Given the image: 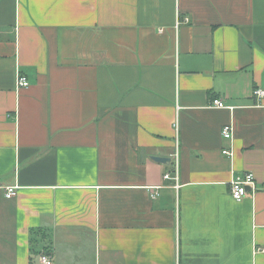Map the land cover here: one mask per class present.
Returning <instances> with one entry per match:
<instances>
[{
    "label": "crops",
    "instance_id": "0c3cea01",
    "mask_svg": "<svg viewBox=\"0 0 264 264\" xmlns=\"http://www.w3.org/2000/svg\"><path fill=\"white\" fill-rule=\"evenodd\" d=\"M257 88L264 0H0V264H264Z\"/></svg>",
    "mask_w": 264,
    "mask_h": 264
},
{
    "label": "built area",
    "instance_id": "2783aa9c",
    "mask_svg": "<svg viewBox=\"0 0 264 264\" xmlns=\"http://www.w3.org/2000/svg\"><path fill=\"white\" fill-rule=\"evenodd\" d=\"M17 86L18 87H28L29 86L28 79L24 76H19L18 81H17ZM254 97L256 99L264 98V90L261 88H257L254 91ZM210 106H212L214 108H218V109L234 110L233 107L227 106L220 99H214L211 102ZM222 135L227 140L233 139L234 126L232 124L226 125L222 130ZM223 154L231 157L233 155V152L230 149H225L223 151ZM176 159L178 160V157H176ZM170 177L171 176L169 174L165 175L166 179H170ZM17 189H18L17 187H7L6 193H5L6 198L13 199L14 197H16L18 194ZM260 190H264V187L260 188L258 186V182L252 173H247L244 177H238V178L232 180L230 183V193H231V196L233 197V199H235L236 201H242L244 198L247 197V195L249 194L250 191L252 193H256ZM157 195L158 194L155 193L154 197H156ZM40 264H54V262H53L52 257L49 254H43L40 257Z\"/></svg>",
    "mask_w": 264,
    "mask_h": 264
},
{
    "label": "water",
    "instance_id": "95a60500",
    "mask_svg": "<svg viewBox=\"0 0 264 264\" xmlns=\"http://www.w3.org/2000/svg\"><path fill=\"white\" fill-rule=\"evenodd\" d=\"M152 159L156 162L166 164L170 159L164 158V157H158V156H153Z\"/></svg>",
    "mask_w": 264,
    "mask_h": 264
},
{
    "label": "trees",
    "instance_id": "16d2710c",
    "mask_svg": "<svg viewBox=\"0 0 264 264\" xmlns=\"http://www.w3.org/2000/svg\"><path fill=\"white\" fill-rule=\"evenodd\" d=\"M31 264H34L33 262Z\"/></svg>",
    "mask_w": 264,
    "mask_h": 264
}]
</instances>
